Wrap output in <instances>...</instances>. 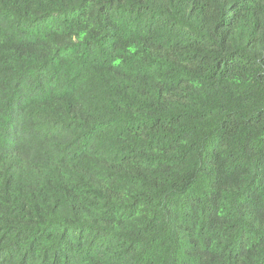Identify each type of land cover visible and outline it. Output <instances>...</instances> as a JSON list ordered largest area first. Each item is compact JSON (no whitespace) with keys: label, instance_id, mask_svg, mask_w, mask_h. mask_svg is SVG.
Segmentation results:
<instances>
[{"label":"trees","instance_id":"16d2710c","mask_svg":"<svg viewBox=\"0 0 264 264\" xmlns=\"http://www.w3.org/2000/svg\"><path fill=\"white\" fill-rule=\"evenodd\" d=\"M0 264H264V0H0Z\"/></svg>","mask_w":264,"mask_h":264}]
</instances>
